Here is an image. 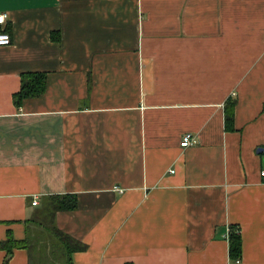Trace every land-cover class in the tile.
Listing matches in <instances>:
<instances>
[{"label": "crops", "instance_id": "crops-1", "mask_svg": "<svg viewBox=\"0 0 264 264\" xmlns=\"http://www.w3.org/2000/svg\"><path fill=\"white\" fill-rule=\"evenodd\" d=\"M2 13L0 243L28 247L0 248V264H264V0H0ZM27 72L45 91L16 106ZM65 195L76 209L55 208ZM54 230L84 249L68 255Z\"/></svg>", "mask_w": 264, "mask_h": 264}, {"label": "trees", "instance_id": "trees-1", "mask_svg": "<svg viewBox=\"0 0 264 264\" xmlns=\"http://www.w3.org/2000/svg\"><path fill=\"white\" fill-rule=\"evenodd\" d=\"M2 32H7L6 29H2ZM9 34V33H8ZM10 35V34H9ZM51 39H56L53 33H51ZM46 86V76L44 73H32L27 72L20 75V89L13 95V101L16 106H20L23 100L32 99L41 96L45 91ZM233 105L231 103L224 110V122L225 129L227 131L233 130ZM56 201V209L58 211H72L77 207V200L74 195H65L61 197L54 198ZM54 235L61 240L65 245L68 255L77 250H82L84 247H80L79 244L74 243L69 237L60 233L57 230L53 231ZM229 243V255L232 261L238 260L241 256V238L237 229L231 227L229 230L228 236ZM28 247L25 242H16L13 241L10 237L4 242L0 243L1 249H7V252L10 253L12 248H26ZM66 264H71L70 260Z\"/></svg>", "mask_w": 264, "mask_h": 264}, {"label": "built area", "instance_id": "built-area-1", "mask_svg": "<svg viewBox=\"0 0 264 264\" xmlns=\"http://www.w3.org/2000/svg\"><path fill=\"white\" fill-rule=\"evenodd\" d=\"M0 17L3 18L2 20H0V26H3V23L6 20V15L4 13H2V14H0ZM0 38H3L2 40H0V47L8 46L11 43L10 35L6 32H2V30H0ZM194 144H196L195 137L192 136L190 133H187V134L183 135V137L179 143V146L181 148H187V147H190ZM260 175H261V177L264 178V171H261ZM113 190L114 191H120L121 189H119L118 187H114ZM32 204L35 205L36 201H33ZM228 236H229V230L226 234L227 238H228ZM236 263H238V260L236 261Z\"/></svg>", "mask_w": 264, "mask_h": 264}, {"label": "snow or ice", "instance_id": "snow-or-ice-1", "mask_svg": "<svg viewBox=\"0 0 264 264\" xmlns=\"http://www.w3.org/2000/svg\"><path fill=\"white\" fill-rule=\"evenodd\" d=\"M3 18L2 17H0V20H2ZM3 38H0V40H2Z\"/></svg>", "mask_w": 264, "mask_h": 264}]
</instances>
